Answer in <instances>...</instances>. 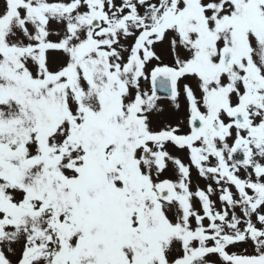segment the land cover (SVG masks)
Segmentation results:
<instances>
[{"label":"snow or ice","instance_id":"snow-or-ice-1","mask_svg":"<svg viewBox=\"0 0 264 264\" xmlns=\"http://www.w3.org/2000/svg\"><path fill=\"white\" fill-rule=\"evenodd\" d=\"M0 264H264V0H0Z\"/></svg>","mask_w":264,"mask_h":264},{"label":"rangeland","instance_id":"rangeland-1","mask_svg":"<svg viewBox=\"0 0 264 264\" xmlns=\"http://www.w3.org/2000/svg\"><path fill=\"white\" fill-rule=\"evenodd\" d=\"M194 177H195V174H194Z\"/></svg>","mask_w":264,"mask_h":264}]
</instances>
